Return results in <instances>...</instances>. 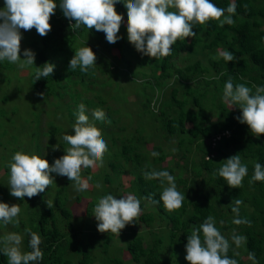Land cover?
<instances>
[{"label":"rangeland","instance_id":"374dc122","mask_svg":"<svg viewBox=\"0 0 264 264\" xmlns=\"http://www.w3.org/2000/svg\"><path fill=\"white\" fill-rule=\"evenodd\" d=\"M4 3L5 0H0V8L4 7ZM122 17L120 31L117 33L121 37L119 45L122 47L108 43L105 36H95L90 34V31L84 33L85 30L82 29L83 35H79L73 47L74 50L64 53V56L69 55L72 58L75 51L84 46L92 47L97 52L94 72L85 79L87 89L82 88L81 85L75 86L80 95V98L75 101L77 104H74L69 91L64 93L62 90L63 97L60 99L65 104H59L60 106L52 90L49 91L48 96L45 94L35 95L31 85V67L21 69L7 60L0 61V202L8 203L10 206L19 204L21 208L16 218L19 221L18 225L15 223L5 225L0 221V236L9 232L21 234L23 237L22 250L25 251V228L32 224L37 216L36 208L35 206L30 207L32 202L28 197L20 199L10 195L9 162L12 155L23 150L27 154H35L47 159L52 165L55 159L66 154L65 148L69 147L63 136L74 134L72 128L76 122V114L71 113L67 104L71 107L84 104L89 122L101 130L102 138L107 143V151L104 153L102 163L98 161L94 167L81 168L82 179L87 180L89 176L92 177L91 180H88L89 188L85 191H77L75 183L66 176L52 173L54 180L42 192L44 205L47 208L49 207L46 201H52L56 222L69 247V252L64 255L63 259L79 264L84 258L83 252H87L91 257V264H115L110 259H119L122 264H145L146 257H142L140 262H136L127 250L135 236H142L144 251L153 250L158 254L157 257L160 260L167 261L169 264H190L185 259V245H182L181 242L178 244L171 242L173 223L165 214L159 212L155 205L134 192L132 184L136 178L135 174H142V169L167 170L174 176L177 190L188 199L198 163L205 152L211 151L212 141H202L198 146L188 143L189 132L193 128L190 121L186 122L188 133L167 136L161 128L160 120L178 115L180 107L177 102L172 100V90L177 88V98L182 99L186 86H190L196 93H207L206 100H201V104L206 108L205 113L208 121L222 120L221 108L217 105L220 101L219 91L217 92V86L212 82L213 78L218 77V71L212 61L219 60L218 52L223 51V48L220 45L209 51L197 47L191 53L182 52L178 58L173 59L168 67L172 77L157 85L154 77L160 74V70L153 66L150 58H139V65H137L133 54L126 53L125 56L132 61L133 68L127 64H119L123 61V46L128 43L134 47L128 40V17L125 7ZM21 33L20 55L21 59H24L23 52L28 49L27 45L35 37L37 30L35 28L29 31L21 29ZM203 39L205 42H209L205 37ZM198 60L202 62L204 68L209 69L210 74L207 72L181 82L176 80L177 71L187 65H194ZM7 64L12 67L5 69L4 66ZM149 79L153 84L151 87L147 83ZM212 90L216 94L214 97L210 95ZM142 91L144 92L142 93ZM195 95L187 96L186 110H197V105L194 102ZM147 96H152L150 111H146L142 106ZM4 98L7 99L4 100ZM85 101L95 103V107L86 105ZM167 104L171 107L167 108ZM98 106L105 111L111 124L94 120L92 111ZM226 108L233 110V105L226 104ZM161 110H163L164 117L160 115ZM57 130L58 132H56ZM237 130L236 127L232 129L236 132ZM134 137L139 146L137 152L140 154V167H136L134 162L127 161L120 154L122 146L129 145L128 139ZM183 139L185 142L181 143ZM55 145H58L59 148L53 151ZM232 150L229 149L227 152L232 153ZM152 152H158L159 156H152ZM159 157H164V159L160 161ZM224 160L226 159L220 156L218 163L222 166ZM247 161L256 163V160L248 159ZM107 176L109 182L106 181ZM198 185L205 194H209L212 202L215 201L214 194L210 195L211 185L201 184V182H198ZM165 186L167 185L165 184ZM194 192L193 190V194ZM107 194H112L117 199L132 194L144 205L140 214L134 218L132 223L127 224L120 234L101 233L97 229L98 221L94 216L93 209L99 198ZM57 203L60 206H57ZM221 207L223 213H228V204ZM245 208L249 212L252 210V206L249 204H246ZM65 210H68L72 215L70 222L63 214ZM191 210L192 207H189L188 212L181 216L183 229L181 234L178 233V241L183 235V230L190 227ZM180 212V208L169 211L171 215H177ZM150 215L152 216L151 220L148 219ZM232 219L233 216L228 213L222 224L227 226L224 236L229 239L230 243L234 230L238 235L246 238L238 226L228 225ZM218 225H221L220 222ZM261 229L264 230V224ZM108 238L110 241H107ZM246 240L239 248L234 243L231 244L235 252L243 259L244 264H254L253 259L247 253Z\"/></svg>","mask_w":264,"mask_h":264},{"label":"clouds","instance_id":"9594fccd","mask_svg":"<svg viewBox=\"0 0 264 264\" xmlns=\"http://www.w3.org/2000/svg\"><path fill=\"white\" fill-rule=\"evenodd\" d=\"M120 0H61L59 7L63 15L70 21L73 29L85 26L105 33L108 43L115 44L121 37L120 31L123 17L118 14L115 5ZM127 9V33L129 42L143 55L159 58L171 54L172 45L178 38L195 36L193 25L204 24L209 20H218L221 26L235 23L233 15L236 14L237 4L231 3L227 8H220L210 0H123ZM57 4L55 0H5L4 7L0 8V61L7 60L16 64L19 68L35 66V53L31 49H25L24 59H21V29L29 31L33 28L40 36H46L51 30L49 23ZM175 11H169V9ZM227 13V15H225ZM221 17H224L221 20ZM218 56L225 62L234 61L235 56L230 51H219ZM96 61V55L91 47H81L75 51V55L69 61V70L87 73ZM55 65L45 63L35 66V81L46 78L53 73ZM253 88L255 92L253 93ZM43 95V94H41ZM223 101L226 104L237 105L241 115L236 119L241 124H247L251 133L259 137L264 134V86L253 85L251 88L245 84L233 83L229 78L223 89ZM84 104L78 106L76 122L72 130L74 134H65L64 141L69 145L65 148L66 154L55 159L52 165L47 159L39 155L27 154L23 150L15 152L9 162L10 168V195L23 199L25 196L32 198L52 183V173L66 176L75 183L77 191H85L89 188L88 180L81 178V168L94 167L98 161L102 163L104 153L107 151V143L102 138L101 130L89 122V116L85 114ZM94 120L107 122L106 113L102 108L92 111ZM59 146H53V151ZM152 156H159L158 152H152ZM142 174L145 180H159L163 191L159 201L151 195L145 199L151 203L163 202L166 210L173 211L182 207L184 195L177 190L175 178L167 170H144ZM231 188H238L243 178L248 174V168L242 164L238 154L224 160L217 170ZM214 173V174H217ZM264 181V166L255 163L254 172L249 183ZM165 184L167 186H165ZM99 187V184H97ZM52 208V201H46ZM243 203L235 199L230 204L235 218L232 223L236 225L250 224L249 221L239 217V206ZM141 201L136 196L128 194L117 199L112 194L99 198L93 212L98 221L99 232H111L120 234L127 224L134 221L141 212ZM21 211L19 204L9 205L0 202V221L5 225L19 224L16 219ZM223 220L220 221L222 225ZM213 216H208L199 226L192 230L187 237L185 245V259L190 264H237V261L228 256L231 247L230 241L215 226ZM25 232L30 235L29 248L31 251L22 250V235L17 232H9L0 237V254L7 257V264H34L43 259L40 248L41 236L29 228ZM201 233L203 239H201ZM246 238L238 235L235 230L231 235V243L239 248ZM251 255V254H250Z\"/></svg>","mask_w":264,"mask_h":264},{"label":"trees","instance_id":"16d2710c","mask_svg":"<svg viewBox=\"0 0 264 264\" xmlns=\"http://www.w3.org/2000/svg\"><path fill=\"white\" fill-rule=\"evenodd\" d=\"M210 2L216 4L220 8H227L231 3L237 4L236 14L233 15L235 23L233 25L224 24L221 26L218 20H209L204 24L195 23L193 25V31L195 36L186 38H178L177 41L171 46V54L167 57L154 58L143 55L138 52L135 47L126 43L123 46L122 59L119 64H127V66L133 68L132 61L126 58L125 54H133L135 62L139 65V58H150L154 67L160 70V74L154 77L155 83L160 85V82L172 77L171 72L168 71V67L171 65L173 59L178 58L182 52H193L197 47L201 50H212L216 46L223 48V51H230L234 54L235 59L231 62H225L222 57L218 61H212L218 71L217 78H213L217 86V92L219 98V108H221L222 120L211 122L208 121V117L205 113L206 108L202 106L201 100H206L207 93H196L190 86H186L183 98H177L178 89L173 88L172 100L177 102L180 107L178 115L175 117H167L164 120H160L162 130L167 136L184 135L188 133L187 121H190L193 128L189 132L190 138L187 142L191 145H201L202 141L211 140L212 146L210 152H205L201 161L198 163L195 179L190 186V192L188 193V199H184L181 212L179 214L171 215L168 210L165 209L163 202L151 203L146 200L145 197L151 195L154 200L159 201L160 193L163 191L159 180H145L143 174H135L136 178L133 181L132 189L141 198L147 202L155 205L159 212L165 214L173 223L171 232V242H181L182 245H186L188 235H191L193 229L198 226L208 217L213 216L216 221V227L224 235L227 229L226 225H218V222L224 220L227 214H231L233 219L235 214L232 212L230 204L235 199H240L243 203L239 206V217L250 222V224H233L232 221L228 225H235L240 228V232L247 238L246 249L249 256L253 259L254 264H264V230L261 226L264 224V181H255L249 183L254 172V163L247 160H256V163H260L264 166V134L259 137L254 136L247 124H241L236 117L241 115V110L237 105H233V110L226 108V103L223 101V89L226 81L231 78L235 84H245L248 87L253 85L264 86V30L262 29V20L264 19V0H210ZM57 4L54 14L51 15L49 23L51 24V30L46 36H40L38 33L28 43L27 48L31 49L35 53V66L39 67L45 63H51L55 65L52 74L46 78L42 77L40 80L35 81V66H31V82L32 90L35 95L41 96L45 94L48 96L49 91H53L54 97L57 99L58 105L65 104L60 99L64 93L70 92V97L75 102L80 98L79 92H77L75 86L81 85L82 88H86V78L93 74L94 66L89 69L87 73L81 72L79 67L72 71L69 70V61L71 57L69 55L64 56V53H68L74 50L73 47L76 44L79 35L90 31V34L95 36H105L103 32H97L95 29L88 30L87 27L81 26L80 29H73L71 27L75 21H70L63 15L61 8L59 7L61 0H55ZM118 14L123 15L124 3L120 0L116 5ZM169 11H175V9H169ZM227 15V13H225ZM224 17H221L223 20ZM209 40L205 42L203 38ZM119 39L115 45L120 44ZM86 47V46H84ZM119 47H122L119 45ZM96 54V49L92 48ZM74 57V56H73ZM72 57V58H73ZM5 69H9L12 66L7 64ZM56 71V72H55ZM209 73L208 68H204L201 61H196L194 65H187L180 71H177L176 80L179 82L188 80L194 77H198L204 73ZM210 74V73H209ZM149 87L153 84L151 79L147 82ZM144 91H142L143 93ZM255 89L253 88V93ZM196 93V95H195ZM195 95L194 102L197 105V110H186L185 106L188 103L187 96ZM212 97L216 96L215 91L210 92ZM7 98H4L6 100ZM60 99V100H59ZM152 96H147L146 100L142 103L143 108L146 111H150V102ZM100 103H103L100 101ZM86 105H92L95 107V103L91 101H85ZM59 105V106H60ZM71 113L76 114L78 107H71L68 105ZM99 107V106H98ZM97 107V108H98ZM171 106L167 104V108ZM160 115H164L161 110ZM164 117V116H163ZM207 122V123H206ZM237 128L236 131H232L233 128ZM58 132V130L56 131ZM141 140V139H139ZM137 139H128L129 145L124 144L120 150V154L127 160L135 163L136 167H140V154L137 152L136 143ZM183 139L181 143H184ZM229 149H233L232 153L227 152ZM238 154L241 158L242 164L248 168V174L243 178L241 186L238 188H231L227 182L219 177L217 170L221 167L218 163L219 157L228 159L233 155ZM160 161L164 157L158 158ZM161 171V170H158ZM217 173V174H214ZM106 181H110L108 176ZM198 179V180H196ZM207 183L212 186L210 195L214 194L215 201H211L209 194H205L203 189L198 185ZM258 183V185H257ZM193 190L195 191L193 194ZM58 192H61L58 190ZM32 202V206H35L37 211L36 219L28 227L33 232H36L41 236L42 243L40 248L43 252V259L34 264H74L70 260L63 259L64 255L69 252V247L66 245L64 236L59 230L56 222L54 210L47 208L44 205L43 193L28 198ZM228 204V213L221 211L222 205ZM252 206V210L249 212L246 210L245 205ZM57 206H60L57 203ZM144 208V205H140ZM189 207H192L191 214L189 215L190 227L183 230V235L179 239L178 233L181 234L182 223L181 216L188 212ZM65 217L69 220L72 217L68 210L63 211ZM260 214V216H258ZM259 217V218H258ZM151 220L152 216H148ZM133 227V226H132ZM1 237V236H0ZM201 239L203 234L201 233ZM30 235L26 233L24 238L25 251H31L29 248ZM107 241H110L108 238ZM231 244V243H230ZM127 250L132 254L133 260L140 262L142 257H146L145 264H169L167 261L160 260L157 257V253L153 250H143V238L142 236H135V238L129 243ZM251 254V255H250ZM84 258L79 264H91V257L87 252H83ZM228 256L235 259L237 264H244L243 259L235 252L233 245L228 252ZM112 263L122 264L119 259H110ZM7 264V258L3 254H0V263Z\"/></svg>","mask_w":264,"mask_h":264},{"label":"crops","instance_id":"0c3cea01","mask_svg":"<svg viewBox=\"0 0 264 264\" xmlns=\"http://www.w3.org/2000/svg\"><path fill=\"white\" fill-rule=\"evenodd\" d=\"M262 21V29L264 30V19H261Z\"/></svg>","mask_w":264,"mask_h":264}]
</instances>
